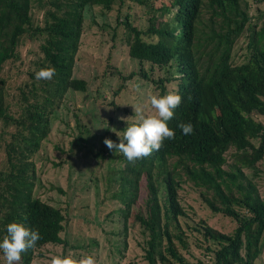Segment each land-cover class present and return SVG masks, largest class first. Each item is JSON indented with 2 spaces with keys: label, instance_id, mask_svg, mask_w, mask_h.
<instances>
[{
  "label": "trees",
  "instance_id": "1",
  "mask_svg": "<svg viewBox=\"0 0 264 264\" xmlns=\"http://www.w3.org/2000/svg\"><path fill=\"white\" fill-rule=\"evenodd\" d=\"M127 2L145 6L146 29L119 13ZM263 6L264 0H0V238L12 221L41 236L15 264H32L34 251L47 245L67 247L60 236L63 211L34 194L33 158L67 92L89 89L73 72L85 10L93 7L118 8L115 27L105 23L101 31H108L112 49L117 41L125 44L136 63L128 76L103 73V79H117L113 97H121L126 81L181 97L168 121L174 138L163 140L159 150L131 163L105 145L95 151L99 163H119L103 181L106 191L114 188L110 201L119 205L124 230L129 220L139 225L146 264H191L181 253L188 251L189 235H197L200 245L192 244L206 256L197 264H255L264 244V196L246 171L264 158V125L256 119L264 116ZM27 45L34 57L24 69ZM45 67H54L55 75L37 80L34 73ZM109 107L119 110L115 100ZM107 121L99 138L112 132L114 116ZM180 122H191V135L181 133ZM86 136L90 131L80 130L75 146L88 142ZM141 180L146 193L139 202ZM185 187L196 193L201 209L235 228L226 233L208 216L190 213L180 202Z\"/></svg>",
  "mask_w": 264,
  "mask_h": 264
},
{
  "label": "rangeland",
  "instance_id": "2",
  "mask_svg": "<svg viewBox=\"0 0 264 264\" xmlns=\"http://www.w3.org/2000/svg\"><path fill=\"white\" fill-rule=\"evenodd\" d=\"M262 8L264 9V6ZM85 13L84 32L80 41L81 56L74 67L73 76L85 79L89 83V89L85 92H67L60 108L50 119L47 139L42 142L33 158L36 175L34 194L63 211L65 222L60 236L66 240L67 247L47 245L35 250L32 264H49L54 255L71 256L77 261L91 256L94 264H146L139 246V242H142L139 225L129 220L126 223L127 229L124 230L123 217L118 212L119 205L110 201L114 188L110 187L106 191L108 184L103 181L110 166L116 168L119 163L114 161L112 165L107 160L99 163L94 154L105 145V138L119 142L117 136L120 134V128L124 123L133 121L136 105H142L146 115L154 114L147 97L156 93L149 84L126 81L122 83L125 89L121 91V97H113L117 79H103V73L110 72L116 76L120 72L122 76H128L136 70V63L127 57L125 44L117 41L116 49H112L108 31H101L105 23L115 27L118 8L103 12L101 8L93 7L85 10ZM119 13L129 14L135 26L146 29L147 14L144 5L127 2L119 9ZM30 49L29 45L22 47L24 69L27 62L34 57L29 53ZM96 89L100 90V94L95 93ZM97 95L99 98L96 102ZM101 95L103 96L100 97ZM112 100L119 105L116 113L109 107ZM110 116H114L115 120L111 126L112 132L104 138H99L110 126L107 121ZM256 119L264 125V116ZM85 128L90 131V136H86L89 141L77 147L75 140L79 131ZM1 172H5L3 158H0V178ZM246 173L257 184L259 194L264 196V158L255 169L247 170ZM144 183L145 181L141 180L139 184V202L146 193ZM179 193L182 205L190 209V213L195 212L197 218L208 216L211 226L226 233L235 228V224L229 219L216 214L210 215L201 209L196 193L190 188L185 187ZM189 236L192 242L197 243V235ZM192 242L188 251L181 252L185 260L191 264H197L198 260L205 261L203 249ZM202 246L204 247V243ZM0 264H3L2 255ZM255 264H264V244Z\"/></svg>",
  "mask_w": 264,
  "mask_h": 264
},
{
  "label": "clouds",
  "instance_id": "3",
  "mask_svg": "<svg viewBox=\"0 0 264 264\" xmlns=\"http://www.w3.org/2000/svg\"><path fill=\"white\" fill-rule=\"evenodd\" d=\"M56 73L54 67H45L37 70L34 76L37 80H51ZM154 114L146 115L142 105L134 108L135 117L120 131L119 142L105 138L103 143L109 150L121 153L128 162H134L147 157L153 151L159 150L165 139L174 138V130L168 127V121L173 117V110L180 104L181 97L176 92L154 94L147 97ZM176 127L184 135H191V122L177 123ZM41 238L36 229H29L16 221L5 225V234L0 238V255L3 264H15L21 258V253L35 246ZM49 264H94L91 256L83 257L78 261L71 256L54 255Z\"/></svg>",
  "mask_w": 264,
  "mask_h": 264
}]
</instances>
